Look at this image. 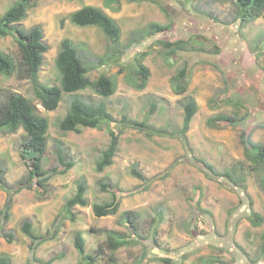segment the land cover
<instances>
[{"label":"rangeland","instance_id":"374dc122","mask_svg":"<svg viewBox=\"0 0 264 264\" xmlns=\"http://www.w3.org/2000/svg\"><path fill=\"white\" fill-rule=\"evenodd\" d=\"M15 1L0 0V16ZM84 5L98 6L116 20L117 45L99 27L70 21L69 14ZM150 22L170 27L152 32ZM34 24L41 25L48 45L40 81L59 85L55 57L61 39L70 38L89 66L91 79L101 73L116 78V91L109 97L92 88L78 95L105 102L121 131L112 163L96 171L109 142V126L63 131L58 122L70 94L63 92L57 108L47 110L29 79L0 74V105L15 91L31 99L36 112L48 119L42 167L50 174L44 187L31 182V188L12 192L28 177L29 161L20 155L24 131L0 128V166L12 192L8 219L0 214V254H7L13 264H44L51 258V264H80L74 245L80 231L86 252L95 257L92 264H112L111 255L117 264H264V164L248 158L240 137L244 130L264 145V10L242 21L234 0H35L19 26ZM178 38L188 40L185 49L169 54L162 41ZM0 49L18 54L11 34L0 36ZM142 52L149 76L146 85L137 88L133 82L140 79L135 69ZM115 57L118 61H111ZM184 65L187 88L178 93L171 78ZM188 94L195 98L197 111L183 139V100ZM218 113L236 120L209 125L207 119ZM123 116L146 127L123 126ZM58 148L73 163L65 173L53 170L62 167ZM201 159L218 171L243 176L244 189L225 177L206 174ZM80 180L86 184L88 204L74 206V219L65 218L54 238L38 244L33 259L23 221H30L40 234L52 231L54 217ZM112 191L119 194L117 212L96 216L92 204L110 200ZM8 194L0 186L1 209ZM250 200L263 217L258 225L251 221ZM128 210L137 213L135 232L122 221ZM109 230L126 235L129 242L110 251L105 242Z\"/></svg>","mask_w":264,"mask_h":264},{"label":"trees","instance_id":"16d2710c","mask_svg":"<svg viewBox=\"0 0 264 264\" xmlns=\"http://www.w3.org/2000/svg\"><path fill=\"white\" fill-rule=\"evenodd\" d=\"M238 6L240 20H249L260 16L264 10V0H234ZM35 4V0H16L8 9H6L0 16V36L11 34L17 44L18 54L13 55L0 49V74L10 77L17 74L20 77L29 79L35 96L40 100L41 105L47 110H54L57 108L62 94L67 93L71 95L68 109L65 115L60 118L58 126L63 131L80 132L82 127L101 128L104 125L109 126V142L106 148L102 151L101 156L96 161V171H102L105 167L112 163V158L117 150L119 135L121 128L116 125L119 121L114 120L112 114L109 112L105 102L100 101L93 103L84 100L78 91L85 88H92L103 97H109L117 88L116 78L108 76L104 73L98 75L96 79H91L89 76V66L81 58L76 46L68 37L61 39L59 50L55 57V64L59 72V85H49L43 83L39 79V70L44 60V53L48 49V45L44 40V32L39 24H34L30 28H23L19 26V22L26 16L28 8ZM70 21L78 26L94 25L99 27L103 33L112 41V44H118L120 37V26L116 20L108 15L102 8L95 5H84L72 11L69 14ZM170 25L159 24L157 22H150L148 28L150 31H163L169 29ZM264 41V34H263ZM161 42V41H160ZM187 39H172L162 41L163 45L168 48L169 54H175L177 50L185 49ZM256 48H260L256 45ZM190 51L196 50L193 47ZM188 49V50H189ZM262 48L256 51L257 57H260ZM144 52L140 53L136 61V73L140 75L139 81L134 80L133 84L137 88H143L149 76V69L142 63ZM111 61H118L115 57ZM189 72L186 65L181 67L173 76L172 85L176 92L183 93L187 88V81ZM197 111V102L192 95H186L183 100V122L181 127V137L185 139L186 131L189 128L190 122ZM236 119L228 114L218 113L207 119L209 125H216L217 123L227 122L233 123ZM117 121V122H116ZM123 126L135 127L144 129V123L128 119L123 116L120 120ZM48 119L39 115L36 112L35 105L31 99L22 95L21 93L11 91L8 92L4 102L0 105V128H7L10 131H15L22 128L24 131L23 141L21 142V157L28 160V177L26 182H20L12 192L16 193L22 187L31 188V182L39 187H44L50 174H48L42 167L43 154L47 147V131ZM113 124V125H112ZM158 131H161L158 129ZM241 141L244 148V153L248 158L257 165L264 164V145L254 142L249 133L242 130L240 133ZM58 159L62 167L53 170L57 173H65L68 168L72 166L71 161L65 159L64 153L60 148L57 149ZM206 167V174L210 173L211 177L222 176L227 178L232 183H239L240 187L244 189L241 183L244 181L243 176L236 177L231 170L218 171L210 163L205 160H200ZM132 174L143 178V175L136 169H132ZM106 185V184H104ZM0 186L8 191V198L4 205V209L0 208V214L3 215L4 220L9 217L10 202L12 192L5 185L3 179V171L0 166ZM86 184L80 180L76 184L75 193L68 197L64 202L63 208L53 219L52 231L46 234H40V231L34 229L30 221H23L21 229L30 238L29 248L33 252L38 244L52 239L55 232L60 227L65 218L74 219L73 207L76 205L85 206L88 204L86 197ZM119 194L112 191L111 199L104 202H94L92 204L93 213L100 217L114 214L119 208ZM253 203L249 201V208L251 213V221L254 225H258L263 217L260 213L253 209ZM122 221L135 232V222L137 213L134 210L124 211L122 214ZM106 245L110 251H115L121 245L129 242L126 235L115 234V231H106ZM8 239L12 235L9 233ZM74 245L79 254L78 263L92 264L95 257L86 252L84 237L80 231H77L74 236ZM112 264H117L113 256ZM168 261L166 258L163 259ZM53 259H48L44 264H51ZM0 264H13L10 257L2 253L0 254Z\"/></svg>","mask_w":264,"mask_h":264}]
</instances>
